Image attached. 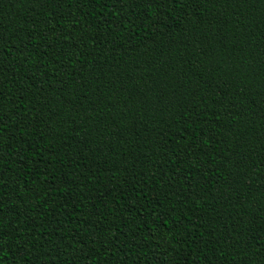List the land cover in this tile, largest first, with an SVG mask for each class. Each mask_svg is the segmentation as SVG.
<instances>
[{"label": "trees", "instance_id": "obj_1", "mask_svg": "<svg viewBox=\"0 0 264 264\" xmlns=\"http://www.w3.org/2000/svg\"><path fill=\"white\" fill-rule=\"evenodd\" d=\"M0 264H264V0H0Z\"/></svg>", "mask_w": 264, "mask_h": 264}]
</instances>
